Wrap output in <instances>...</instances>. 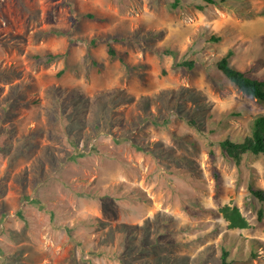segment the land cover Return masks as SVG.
Here are the masks:
<instances>
[{
	"label": "rangeland",
	"instance_id": "obj_1",
	"mask_svg": "<svg viewBox=\"0 0 264 264\" xmlns=\"http://www.w3.org/2000/svg\"><path fill=\"white\" fill-rule=\"evenodd\" d=\"M229 52L264 78V0H0V264H264Z\"/></svg>",
	"mask_w": 264,
	"mask_h": 264
},
{
	"label": "trees",
	"instance_id": "obj_2",
	"mask_svg": "<svg viewBox=\"0 0 264 264\" xmlns=\"http://www.w3.org/2000/svg\"><path fill=\"white\" fill-rule=\"evenodd\" d=\"M214 1V0H209ZM93 17L92 14H89ZM215 40L219 37L214 36ZM96 43V40L93 41ZM110 53L115 54L114 47L110 46ZM232 52L222 56L218 61L219 68L225 75L237 85V87L244 93L257 98L260 102L264 103V78L255 77L252 74L237 68L231 63L230 57ZM194 61H183L182 64L188 67L194 66ZM222 146L229 154L234 157H239L244 152L264 153V113L258 114L253 121L252 130L242 141H233L225 139L222 141ZM251 191L258 196L261 201H264V189L260 187L251 186ZM226 212L234 225H243L244 218L241 215L237 206L230 208L226 207ZM264 215V208L259 210V219L262 220ZM228 251L224 250V264H228L225 255Z\"/></svg>",
	"mask_w": 264,
	"mask_h": 264
}]
</instances>
